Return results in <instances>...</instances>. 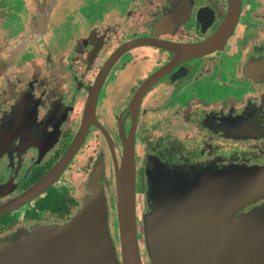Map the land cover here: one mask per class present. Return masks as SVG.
Masks as SVG:
<instances>
[{"label":"flooded vegetation","instance_id":"obj_1","mask_svg":"<svg viewBox=\"0 0 264 264\" xmlns=\"http://www.w3.org/2000/svg\"><path fill=\"white\" fill-rule=\"evenodd\" d=\"M22 1L0 6V207L9 206L0 212V237L69 222L91 192L94 171L93 183L114 207V169L131 136L136 195L148 188V169L203 168L245 196L237 216L254 211L264 219V0H239L233 27L197 53L191 49L218 36L233 0H112L97 10H84L83 0ZM114 56L72 157L13 204L62 163L90 88ZM110 91L115 107L122 98L125 105L107 128L98 113ZM95 131L109 143L105 168L96 144L83 155Z\"/></svg>","mask_w":264,"mask_h":264},{"label":"water","instance_id":"obj_2","mask_svg":"<svg viewBox=\"0 0 264 264\" xmlns=\"http://www.w3.org/2000/svg\"><path fill=\"white\" fill-rule=\"evenodd\" d=\"M238 7L239 0H233L229 18L218 36L191 50L208 51L221 41L233 27ZM114 59L115 56L107 62L90 88L83 125L62 163L13 204L29 199L72 157L88 124L95 118L99 92ZM156 78L154 74L147 79L137 99ZM147 172L149 209L143 216V231L152 264H264V219L254 211L236 215L244 205L245 196L232 195L229 183L226 186L214 184L205 170L202 180L189 177L195 173L192 169L174 168L165 172L156 166ZM212 173L215 172H211L213 176ZM114 180L120 254L110 233L109 205L104 189L92 180L91 193L69 222L34 227L24 235L1 243L0 264H143L137 227L136 159L132 136L124 141V153L114 169ZM8 207H0V212Z\"/></svg>","mask_w":264,"mask_h":264},{"label":"rangeland","instance_id":"obj_3","mask_svg":"<svg viewBox=\"0 0 264 264\" xmlns=\"http://www.w3.org/2000/svg\"><path fill=\"white\" fill-rule=\"evenodd\" d=\"M102 1L106 2L108 4H111L112 0H95V1L94 0H88V1L83 0V3L81 5L83 6L84 10L86 7L91 8V10H97L101 6ZM21 3L23 4L22 0H0V6L6 5V4L21 5ZM69 24H70V21H67L66 26H69ZM229 74H230L229 71L225 72V75H229ZM121 93H122V97H124V95L126 94V92L124 93L123 90L121 91ZM210 93H213V91H211ZM115 100H116L115 99V93L110 91L109 93H105V95L102 99V102H101L100 111L98 113V118L100 119L102 124L107 128H110L113 126L114 120H115V118H117L118 113L121 110H124L125 102L123 101V98L120 101V107H118V108L114 106L116 104ZM91 137H93V138H91L92 144H88L84 148V151H83L84 157L86 156V154H88L91 151L92 147L96 144L97 150L95 152H97L96 157H97L98 162L102 161L103 167L104 168L108 167V165H111V163H112L111 157H110L111 151L108 147L109 143H106L105 140L103 139L102 135L97 131H95ZM122 156H123V154L121 156L119 155L117 157L120 160V162H121ZM176 168L180 169V166H177ZM203 170L201 168L193 170V171H195L194 175H190L189 177L191 179H194V180L196 178H198L199 180H202L205 178V173L203 172ZM147 171L151 172L152 170L151 169L146 170V172H145L146 180H148V172ZM215 171H218V169H216ZM102 172H104V171L102 170ZM212 174H214V175L209 180L212 179V180H214V184L221 186L224 182H221V179L219 178V176L216 172L212 173ZM96 177H97V172L94 171L92 173L91 180L94 181L96 179ZM239 180L242 182L245 179H243V177H240ZM147 190H148V188L146 189V191L143 190L141 193L136 195L137 227H138L139 248H140V253L142 256L143 264H152V262L148 256V250H147L146 245H145L146 242H145V236H144V231H143L144 230L143 216L149 209L148 204H147V199L145 198ZM109 227H110L111 237L115 243V246L118 250V253L120 254V232H119V226H118L117 211H116L115 206L109 208ZM28 232H29V230H27V229H20V230L15 231L14 233L9 234L7 237H0V244L7 241V240H13V239H15L21 235L28 233Z\"/></svg>","mask_w":264,"mask_h":264},{"label":"trees","instance_id":"obj_4","mask_svg":"<svg viewBox=\"0 0 264 264\" xmlns=\"http://www.w3.org/2000/svg\"><path fill=\"white\" fill-rule=\"evenodd\" d=\"M114 205H115V202H114Z\"/></svg>","mask_w":264,"mask_h":264}]
</instances>
